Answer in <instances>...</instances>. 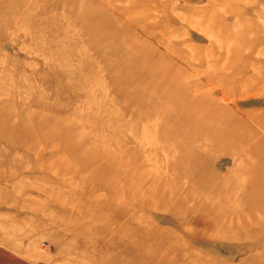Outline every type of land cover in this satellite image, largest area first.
Instances as JSON below:
<instances>
[{
	"label": "rangeland",
	"instance_id": "374dc122",
	"mask_svg": "<svg viewBox=\"0 0 264 264\" xmlns=\"http://www.w3.org/2000/svg\"><path fill=\"white\" fill-rule=\"evenodd\" d=\"M0 264H264V0H0Z\"/></svg>",
	"mask_w": 264,
	"mask_h": 264
}]
</instances>
